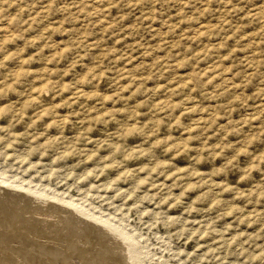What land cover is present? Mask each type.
<instances>
[{
	"label": "rangeland",
	"instance_id": "374dc122",
	"mask_svg": "<svg viewBox=\"0 0 264 264\" xmlns=\"http://www.w3.org/2000/svg\"><path fill=\"white\" fill-rule=\"evenodd\" d=\"M0 251L264 264V0H0Z\"/></svg>",
	"mask_w": 264,
	"mask_h": 264
},
{
	"label": "bare ground",
	"instance_id": "6f19581e",
	"mask_svg": "<svg viewBox=\"0 0 264 264\" xmlns=\"http://www.w3.org/2000/svg\"><path fill=\"white\" fill-rule=\"evenodd\" d=\"M13 200V199H12ZM11 200V201H12ZM7 201V200H6ZM9 201V200H8ZM15 201V200H14ZM24 202H25V200H24ZM7 204V203H6ZM9 204H10V202H9ZM13 204V203H12ZM11 204V205H12ZM19 204V203H18ZM17 204V205H18ZM30 204V203H29ZM23 205V204H22ZM4 206H5V204H4ZM49 206V205H48ZM3 207V206H2ZM39 207V206H38ZM42 207V206H41ZM47 207V206H46ZM4 208V207H3ZM12 208V207H11ZM28 208V207H27ZM9 209V208H8ZM58 209V208H57ZM29 210V209H28ZM27 210V211H28ZM52 210V209H51ZM33 211V210H32ZM31 211V212H32ZM35 211V210H34ZM5 212V211H4ZM47 212H48V210H47ZM50 212V211H49ZM9 213V212H8ZM34 213V212H33ZM2 214V213H1ZM6 214V213H5ZM13 214V213H12ZM15 214H16V212H15ZM26 214V213H25ZM16 216V215H15ZM49 216H50V214H49ZM22 217V216H21ZM55 217V216H54ZM17 218V217H16ZM5 219V218H4ZM20 219V218H19ZM34 219V218H33ZM41 219V218H40ZM43 219V218H42ZM46 219V218H45ZM31 220V219H30ZM38 220V219H37ZM6 221V220H5ZM7 222V221H6ZM52 222V221H51ZM55 222V221H54ZM60 222V221H59ZM29 223V222H28ZM49 223V222H48ZM65 223V222H64ZM6 224V223H5ZM12 224V223H11ZM50 224V223H49ZM49 224H47V225H49ZM39 225V224H38ZM55 225V224H54ZM24 226V225H23ZM30 226V225H29ZM43 226H45V225H43ZM56 227V226H55ZM13 228V227H12ZM18 228V227H17ZM25 228V227H24ZM38 228V227H37ZM19 229V228H18ZM3 230V229H2ZM16 230V229H15ZM57 230V229H56ZM17 231V230H16ZM15 231V232H16ZM58 231V230H57ZM94 231V230H93ZM7 232V231H6ZM56 232V231H55ZM65 232V231H64ZM63 232V233H64ZM77 232V231H76ZM10 233V232H9ZM20 233V232H19ZM87 233V232H86ZM31 234V233H30ZM33 234V233H32ZM12 235V234H11ZM95 235V234H94ZM7 236V235H6ZM25 236V235H24ZM96 236V235H95ZM14 237V236H13ZM27 237V236H26ZM88 238V237H87ZM97 238V237H96ZM31 239H32V237H31ZM62 239V238H61ZM19 240V239H18ZM115 241V240H114ZM68 242V241H67ZM86 242H87V240H86ZM99 242V241H98ZM2 243V242H1ZM11 243V242H10ZM34 243V242H33ZM111 243V242H110ZM128 243V242H127ZM5 244V243H4ZM41 244V243H40ZM87 244V243H86ZM106 244V243H105ZM109 244V243H108ZM7 245V244H6ZM5 245V246H6ZM27 245V244H26ZM42 245H44V244H42ZM79 245V244H78ZM93 245V244H92ZM113 245V244H112ZM119 245V244H118ZM99 246V245H98ZM128 246H129V243H128ZM28 247V246H27ZM48 247V246H47ZM54 247H55V245H54ZM70 247V246H69ZM74 247V246H73ZM77 247V246H76ZM91 247V246H90ZM94 247V246H93ZM107 247V246H106ZM116 247V246H115ZM89 248V247H88ZM96 248V247H95ZM103 248V247H102ZM105 248V247H104ZM109 248H111V247H109ZM59 249V248H58ZM62 249V248H61ZM92 249V248H91ZM107 249V248H106ZM75 250V249H74ZM87 250V249H86ZM34 251V250H33ZM38 251V250H37ZM55 251H57L56 249H55ZM64 251V250H63ZM89 251V250H88ZM1 252V251H0ZM20 252V251H19ZM28 252V251H27ZM87 252V251H86ZM107 252V251H106ZM113 252V251H112ZM11 253V252H10ZM42 253V252H41ZM98 253V252H97ZM119 253V252H118ZM57 254V253H56ZM19 255V254H18ZM90 255V254H89ZM106 255V254H105ZM49 256V255H48ZM71 256V255H70ZM86 256V255H85ZM5 257V256H4ZM25 257V256H24ZM56 257V256H55ZM58 257V256H57ZM118 257V256H117ZM121 257V256H120ZM123 257H124V255H123ZM74 258V257H73ZM114 258V257H113ZM105 259V258H104ZM38 260V259H37ZM112 260V259H111ZM114 260V259H113ZM16 261H17V259H16ZM54 261H56V260H54ZM102 261V263L104 262V260H101ZM64 262V261H63ZM75 262V261H74ZM85 262V261H84ZM92 262V261H91ZM124 262H125V260H124ZM7 263V262H6ZM13 263V262H12ZM19 263V262H18ZM20 263H21V261H20ZM24 263V262H23ZM82 263V262H81ZM111 263V262H110ZM8 264V263H7ZM64 264V263H63ZM95 264V263H94ZM132 264H134V263H132Z\"/></svg>",
	"mask_w": 264,
	"mask_h": 264
}]
</instances>
